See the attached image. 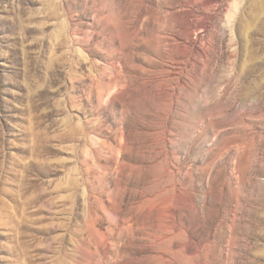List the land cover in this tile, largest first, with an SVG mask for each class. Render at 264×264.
Segmentation results:
<instances>
[{
	"label": "rangeland",
	"instance_id": "374dc122",
	"mask_svg": "<svg viewBox=\"0 0 264 264\" xmlns=\"http://www.w3.org/2000/svg\"><path fill=\"white\" fill-rule=\"evenodd\" d=\"M0 264H264V0H0Z\"/></svg>",
	"mask_w": 264,
	"mask_h": 264
}]
</instances>
